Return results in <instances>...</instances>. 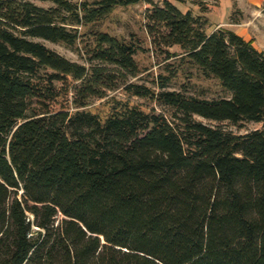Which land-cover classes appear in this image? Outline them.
Wrapping results in <instances>:
<instances>
[{"label":"trees","instance_id":"1","mask_svg":"<svg viewBox=\"0 0 264 264\" xmlns=\"http://www.w3.org/2000/svg\"><path fill=\"white\" fill-rule=\"evenodd\" d=\"M36 1L49 2L50 6ZM0 0V264H264V51L207 31L209 0ZM145 2L157 50L217 79L227 96L186 97L128 83L137 47L81 29ZM164 47V48H163ZM126 91L175 110L102 119L85 108ZM262 124L247 134L206 124Z\"/></svg>","mask_w":264,"mask_h":264},{"label":"rangeland","instance_id":"2","mask_svg":"<svg viewBox=\"0 0 264 264\" xmlns=\"http://www.w3.org/2000/svg\"><path fill=\"white\" fill-rule=\"evenodd\" d=\"M155 1L162 4V0ZM171 1L183 11L192 9L195 14H202L200 6L196 4ZM208 2L209 11L206 16L209 20L207 26L209 33L218 28H230L246 40L253 39L254 45L264 50V0H209ZM36 3L44 6L51 5L49 2L36 1ZM150 8L151 5L145 2L117 7L106 20L81 29L82 37L79 46L68 47L62 43L50 41H44V43L70 60L87 63L82 48L90 44V33L108 32L137 47L135 58L140 72L137 76L130 77L128 83L144 84L157 91L160 74L172 76L171 72L176 70V75L171 77L165 89L181 92L186 97L209 100H218L227 96L228 93L217 79L206 78L197 66L182 60L183 50L179 45L169 48L171 52L178 54L173 58H166L162 51L155 48L147 30V12ZM124 87L110 91L104 98L93 99L85 109L102 119L111 115L116 108L126 106L136 107L145 112H160L169 119L173 118L175 110L172 107L161 104L151 97L134 95L126 91ZM196 118L206 124L223 126L235 134L242 135L262 127V124L253 121L234 125L230 121L218 123L200 116Z\"/></svg>","mask_w":264,"mask_h":264},{"label":"crops","instance_id":"3","mask_svg":"<svg viewBox=\"0 0 264 264\" xmlns=\"http://www.w3.org/2000/svg\"><path fill=\"white\" fill-rule=\"evenodd\" d=\"M211 32H213V31H211ZM211 32H210V33H211ZM257 48H258V47H257ZM258 49H259V50H262V49H260V48H258ZM263 51H264V50H263Z\"/></svg>","mask_w":264,"mask_h":264}]
</instances>
